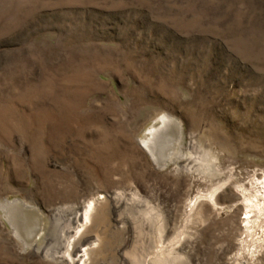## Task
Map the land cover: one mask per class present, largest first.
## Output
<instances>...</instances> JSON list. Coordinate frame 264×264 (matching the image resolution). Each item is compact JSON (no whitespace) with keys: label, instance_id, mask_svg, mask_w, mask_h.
Instances as JSON below:
<instances>
[{"label":"rangeland","instance_id":"1","mask_svg":"<svg viewBox=\"0 0 264 264\" xmlns=\"http://www.w3.org/2000/svg\"><path fill=\"white\" fill-rule=\"evenodd\" d=\"M62 236L84 264H264V0H0V264H70Z\"/></svg>","mask_w":264,"mask_h":264},{"label":"bare ground","instance_id":"2","mask_svg":"<svg viewBox=\"0 0 264 264\" xmlns=\"http://www.w3.org/2000/svg\"><path fill=\"white\" fill-rule=\"evenodd\" d=\"M160 120H161V122L162 123H165L166 121H168V120H170L169 119V117H166V116H161L160 117ZM172 120V119H171ZM170 120V121H171ZM167 123H169V122H167ZM174 123V122H173ZM177 128H178V126H177ZM158 129L159 128H156V127H154V126H151L148 130H147V136H145L144 138H142L141 140H139L140 141V143H141V145H142V147H144L146 150H148V152H150V153H152L153 152V150L155 149L156 150V144L155 143H157V141H160V144H159V147H161V148H163V146H166V145H168V143L171 141V136L169 137V138H165L167 135H168V133L167 134H165L163 137L161 136V135H158L159 134V131H158ZM171 131H173V130H171ZM176 131V130H175ZM162 132V131H161ZM176 133V132H175ZM180 133V132H179ZM170 135V134H169ZM172 135V134H171ZM176 135V134H175ZM180 136H179V134L177 135V137H175V139L177 140V142L175 143V147L179 144V141H180ZM173 142V141H172ZM171 143V142H170ZM158 144V143H157ZM174 144V143H173ZM170 145V144H169ZM172 147H174V145L172 146ZM161 148H160V150H161ZM158 149V148H157ZM173 149V148H172ZM163 150V149H162ZM168 150V149H167ZM171 150V149H170ZM157 151V150H156ZM163 151H165V150H163ZM155 152V151H154ZM159 153V152H158ZM176 153V152H175ZM169 154V158H171V157H173V155H174V150H172L170 153H168ZM157 155V154H156ZM164 155V154H163ZM165 156V155H164ZM175 157V156H174ZM156 159V158H155ZM158 159H160V157L158 158ZM161 160V159H160ZM163 160V159H162ZM188 160V159H187ZM160 162V161H159ZM257 196H255V198H256ZM105 200V199H104ZM16 201V200H15ZM100 201V200H99ZM107 201V200H106ZM256 201H258V199L256 200ZM18 202V201H17ZM103 201L101 200V202H94V201H90L85 207H83V209L81 210V212H79V213H76L74 216H73V224H75L74 226H72V228H73V235L72 236H76L78 233H79V231L82 229V228H84V227H86V226H90V228L92 227V226H96V225H98L99 223H101V222H104V220H105V214H106V212H105V207H104V202L102 203ZM8 204H10V203H8ZM13 204V203H12ZM105 204H107V203H105ZM254 204H256V203H254ZM15 205V204H14ZM19 205V204H18ZM10 207V206H9ZM22 208V207H21ZM14 209H15V206H14ZM22 211V210H21ZM26 211V210H25ZM12 212V211H11ZM19 212V211H18ZM11 215V214H10ZM19 215V214H18ZM21 216V215H20ZM27 215H23L22 217H25L26 219H24V221H23V223L25 224L24 226L27 228V230H29L30 232H32V240L33 241H31V242H29V243H36V241H37V239H36V236H37V234H39V232H40V230H43V224H42V220L40 221L38 218H30V216L29 217H26ZM14 216H12L11 218H13ZM21 218V217H20ZM19 218V219H20ZM28 218V219H27ZM18 219V220H19ZM16 220V219H15ZM116 220V219H115ZM17 221V220H16ZM109 221V220H108ZM18 222V221H17ZM67 223V222H66ZM105 224V223H104ZM108 224V223H107ZM19 226H20V224H18ZM103 225V224H102ZM106 225V224H105ZM22 226H23V224H22ZM71 226V225H70ZM107 226V225H106ZM98 227V226H97ZM96 227V228H97ZM105 226L103 225V228H104ZM23 228V227H22ZM71 227H69V229H70ZM95 228V229H96ZM99 228V227H98ZM20 230H21V228H19ZM19 230V231H20ZM26 230V231H27ZM57 230V229H56ZM97 230V229H96ZM96 230H95V232H96ZM22 231V230H21ZM62 231V230H61ZM87 231V230H86ZM106 231V230H105ZM104 231V232H105ZM70 232V231H69ZM68 232V233H69ZM94 232V231H93ZM99 232H100V230H99ZM28 232H26V234H27ZM41 233V232H40ZM95 234H97V232L95 233ZM105 234V233H104ZM64 235V234H63ZM66 235V234H65ZM98 235V234H97ZM97 235H94V236H97ZM39 236V235H38ZM66 237L65 238V236H62V238H61V240H62V247L65 249L64 250V255L66 256V258H68V261H69V263L70 264H84V261H85V259H87L88 258V260L89 259H91V257H90V251H89V245L91 244H93L94 242H90V243H88L87 245H83V246H81L80 248H76L75 246H74V243L75 242H73V237ZM99 236V235H98ZM102 236V235H101ZM102 237H104V236H102ZM97 238H99V237H97ZM104 238H106V237H104ZM84 239V238H83ZM92 239H94V238H92ZM107 239V238H106ZM60 240V241H61ZM96 240V239H95ZM94 240V241H95ZM100 240V239H99ZM102 240V239H101ZM89 241H91V240H89ZM93 241V240H92ZM104 241V240H103ZM100 242V241H99ZM102 242V241H101ZM87 243V242H86ZM108 243H109V241H108ZM28 244V243H27ZM97 244H98V242H97ZM102 244V243H101ZM100 244V245H101ZM106 244V243H105ZM96 245V244H95ZM110 245V244H109ZM91 247V246H90ZM104 247V246H103ZM95 248V247H94ZM97 248V247H96ZM101 249H102V247H101ZM106 249V248H105ZM109 249H111V248H109ZM91 250V249H90ZM92 251H93V249H92ZM107 251V250H106ZM95 254V253H94ZM106 254V253H105ZM99 255V254H98ZM90 257V258H89ZM102 264V263H101Z\"/></svg>","mask_w":264,"mask_h":264}]
</instances>
